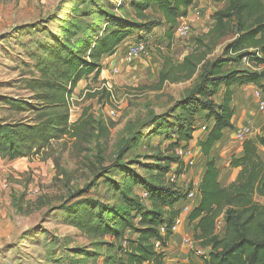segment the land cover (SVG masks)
Masks as SVG:
<instances>
[{
    "label": "rangeland",
    "instance_id": "374dc122",
    "mask_svg": "<svg viewBox=\"0 0 264 264\" xmlns=\"http://www.w3.org/2000/svg\"><path fill=\"white\" fill-rule=\"evenodd\" d=\"M139 2L0 0V125L17 129L13 137L25 155L14 160L0 156V264H116L123 257V242L113 232L119 226L117 215H135L128 200L144 212L151 210L148 191L156 186L157 169L181 192L197 180L185 178L190 181L185 187V179L177 176L192 172L196 164L186 166L179 159L182 168L178 162L166 166L157 157H172L180 149L174 146L171 126L185 124L181 106L202 70L175 84L159 85L158 74L166 59L179 64L195 49L196 39L213 28L214 13L225 10L229 1L196 0L172 33L154 5L137 18L131 5ZM182 23L189 27L184 38L175 31ZM117 29H130L131 35L116 57L101 59L97 80L83 76L70 90L66 81L72 49L86 57L83 45ZM235 39V31L221 38L208 61L226 59L224 50ZM140 40L146 54L131 59L128 46ZM225 69L243 66L230 61ZM221 87L214 102L222 100ZM51 95L63 107L56 111L67 112L68 126L81 122L75 137H52L45 144L29 129L52 117L27 105L44 107L54 102L47 98ZM252 109L257 111L256 105ZM197 112L199 139L209 123L206 111ZM182 149L193 157L194 146ZM254 201L264 203V198L255 196ZM186 215L181 222L189 228L186 237L193 239ZM222 230L223 225L215 232L221 235ZM136 236L132 229L124 231L125 238ZM202 248L207 255L209 248ZM202 259L186 251L178 263Z\"/></svg>",
    "mask_w": 264,
    "mask_h": 264
},
{
    "label": "trees",
    "instance_id": "16d2710c",
    "mask_svg": "<svg viewBox=\"0 0 264 264\" xmlns=\"http://www.w3.org/2000/svg\"><path fill=\"white\" fill-rule=\"evenodd\" d=\"M228 1L225 10L217 11L212 16L215 23L213 28L196 39L195 49L185 56L181 63L175 65L168 59L165 60L164 68L158 74V84L185 82L190 80L198 69L202 70L199 81L189 91L181 106L185 124L171 126L174 131V146L182 148L187 147L192 140L193 132L196 131L197 109L207 112L208 122L213 120L209 129L204 126L207 129L204 141L198 142L202 155L206 158V169L197 185L200 202L186 217L188 225L193 226V240L199 242L201 248H209L202 263L264 264V203L254 201L255 196L264 198V162L257 154V146L264 148V123L259 136L243 142V156L240 159H231L230 166L240 168V171L236 181L230 186L226 188L220 186L215 161L209 156L212 145L222 137V131L232 128L230 87L253 84L264 95V79L260 72L250 71L244 67L235 71L225 69L230 61L242 65L243 57H248L251 62L257 64L264 62V59L256 56L258 52L264 56V2ZM193 3L194 0H140L139 3H133L131 8L136 17L141 18L151 5L156 6L172 33L178 19L186 16L187 9ZM231 31H235L237 39L225 48L224 56L227 58L209 62L207 57L216 48L220 39L229 35ZM130 35V29H117L101 39L88 41L89 43L82 47L86 57L79 56L77 48L72 49L66 81L70 85V90L83 76L92 75L93 80H97L102 69L101 59L114 55L121 43ZM231 55L234 57H230ZM220 86L224 89L223 97L220 103H216L212 97ZM94 97L95 95H91V98ZM47 98L54 101L52 95ZM27 106L31 110L46 112L47 116L52 117L46 120L47 122L37 125V128L29 129L38 134L45 144L52 137L76 136V128L81 119L68 126L67 112H57L56 110L63 107L55 104V101L39 109ZM14 133H17V129L12 131L7 125H0L2 158L14 160L25 156L14 140ZM157 161L166 166L178 162L180 168L183 167L176 155L160 156L157 157ZM180 175L181 172L177 173L178 177ZM155 180L156 186L148 191L151 194L148 198L150 211L144 212L143 207L128 200L129 206L136 212L135 215L131 216L130 213L117 215L115 224L119 226L113 232L115 238L123 242L124 258H119L116 264H164V250L172 236L171 227L183 208V206L178 208L177 205L187 202V195L192 186L181 192L174 181L163 179L160 168L156 171ZM219 217L223 221L221 235L215 232V223ZM161 228H164L163 233L160 231ZM128 229L134 230L136 238L124 237V231Z\"/></svg>",
    "mask_w": 264,
    "mask_h": 264
},
{
    "label": "crops",
    "instance_id": "0c3cea01",
    "mask_svg": "<svg viewBox=\"0 0 264 264\" xmlns=\"http://www.w3.org/2000/svg\"><path fill=\"white\" fill-rule=\"evenodd\" d=\"M195 1L196 0H194V3ZM192 6L187 9V12H189V9ZM117 53L118 51H116L115 54L111 57L106 58L105 62L112 60L114 57H116ZM230 90L232 91L231 102L229 104L230 108L233 111L231 120L232 128L224 129L222 131V137L220 138V140L215 142L209 151L210 158L215 161V166L218 170V182L222 188H226L234 183L240 171V168H233L230 166L231 159H240L243 156V142L245 140L255 139V137L259 136L261 134V128L264 123V115H261L264 114V110H259L257 107L258 99L255 96V92L258 90V88L256 86H254L253 84H247L241 87L232 86L230 87ZM216 103H220V101ZM255 105L257 111H252V108L255 107ZM257 112L261 114L259 115L257 114ZM208 123L210 128L213 124V120H209ZM242 127H249L251 133L249 135H246L244 139L239 140L237 138V132ZM196 133L199 132L197 130L193 132L192 140L189 141L188 146H194V155L192 157V160L194 165L196 164L197 167L193 169L192 172H188L186 175L179 176V180L182 178L190 180L193 177H197V180L195 179L193 184L198 185L206 169V158L202 155L201 149L198 146V142L204 141L205 137L196 139ZM194 142L195 144H193ZM257 154L264 162V148L257 146ZM191 156L192 151L189 152L188 158H191ZM186 179L183 182L185 187L187 183L190 182L186 181ZM199 202L200 195L198 192H196L192 199L188 200L184 204L179 203L177 206L178 208L182 206H190L191 211L198 206ZM190 211L187 212V215L190 213ZM181 218L182 216L180 217L179 224L172 233L168 245L164 250V264H179L178 262H180L181 258L185 255L186 251L183 244H181L180 239L189 233V228L185 222H181ZM198 264L203 263L198 262Z\"/></svg>",
    "mask_w": 264,
    "mask_h": 264
},
{
    "label": "built area",
    "instance_id": "2783aa9c",
    "mask_svg": "<svg viewBox=\"0 0 264 264\" xmlns=\"http://www.w3.org/2000/svg\"><path fill=\"white\" fill-rule=\"evenodd\" d=\"M175 31L177 32L178 37L184 38L189 33V27L185 23H182V25H180ZM145 54H146V46L141 41L135 42V43L130 44L128 46V56L131 59L139 58L140 56H144ZM256 56L260 59H264V56L260 52L256 53ZM241 64L245 69L250 70V71H255V72H260V73H263V71H264V62L262 64H257L255 62H251L248 57H243ZM114 73H117V71L114 70ZM255 96L258 99V109L264 110V98H263V95L261 94V91L257 90L255 92ZM201 129L203 131L206 130L204 126H202ZM250 133H251V130L249 127H242L237 132V138L239 140H242V139H244V137L246 135H249ZM175 154L177 155V157H179V159L184 161V164H186V166H193L192 158H188V156H189L188 151H184L182 148H180V149L175 150ZM186 157H187V161H185V159H184ZM196 192H197V185L192 184V187L188 192L186 201L192 199ZM187 210H188V207H186V206L182 208L179 217L175 220L174 224L171 227L172 232H174L175 228L179 224V220H180V217L182 216V214H186ZM222 225H223L222 219L218 218V220L215 223V229L220 230L222 228ZM160 231H161V233H163L164 228H161ZM182 244L188 253H194L196 256H200L203 258L205 257L204 250L194 246L195 243H194L193 239H191L189 236L183 237Z\"/></svg>",
    "mask_w": 264,
    "mask_h": 264
},
{
    "label": "water",
    "instance_id": "95a60500",
    "mask_svg": "<svg viewBox=\"0 0 264 264\" xmlns=\"http://www.w3.org/2000/svg\"><path fill=\"white\" fill-rule=\"evenodd\" d=\"M261 76H262V78L264 79V72H263V73H261Z\"/></svg>",
    "mask_w": 264,
    "mask_h": 264
}]
</instances>
